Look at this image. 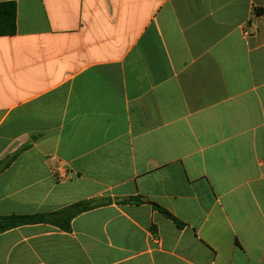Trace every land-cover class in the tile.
Listing matches in <instances>:
<instances>
[{"label": "crops", "instance_id": "1", "mask_svg": "<svg viewBox=\"0 0 264 264\" xmlns=\"http://www.w3.org/2000/svg\"><path fill=\"white\" fill-rule=\"evenodd\" d=\"M85 200L0 264H264V0H0V217Z\"/></svg>", "mask_w": 264, "mask_h": 264}, {"label": "trees", "instance_id": "2", "mask_svg": "<svg viewBox=\"0 0 264 264\" xmlns=\"http://www.w3.org/2000/svg\"><path fill=\"white\" fill-rule=\"evenodd\" d=\"M13 6L12 11V26L11 32L15 31V4L11 3ZM263 9L258 10V14L262 13ZM142 198H129L126 200H121L119 203H142ZM111 203V200L108 201H97V200H85L75 203L59 212L48 213V214H34V215H10V216H1L0 217V233L10 230L12 228L25 225V224H35L40 222H51L56 223L62 226L65 229L69 228L70 221L76 216L98 208L100 206ZM152 205L166 215L168 218L172 219L175 222H178L175 217H173L167 210L161 208L157 204L152 203ZM180 223V222H178Z\"/></svg>", "mask_w": 264, "mask_h": 264}, {"label": "built area", "instance_id": "3", "mask_svg": "<svg viewBox=\"0 0 264 264\" xmlns=\"http://www.w3.org/2000/svg\"><path fill=\"white\" fill-rule=\"evenodd\" d=\"M53 170L57 174V176H60V178H66L67 172L62 164L56 163Z\"/></svg>", "mask_w": 264, "mask_h": 264}]
</instances>
